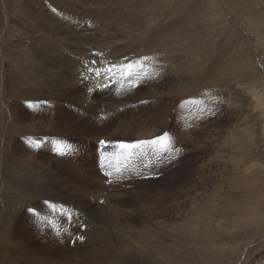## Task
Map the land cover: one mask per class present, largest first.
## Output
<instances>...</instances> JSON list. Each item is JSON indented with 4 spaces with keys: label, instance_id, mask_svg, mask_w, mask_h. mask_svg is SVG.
<instances>
[{
    "label": "rangeland",
    "instance_id": "obj_1",
    "mask_svg": "<svg viewBox=\"0 0 264 264\" xmlns=\"http://www.w3.org/2000/svg\"><path fill=\"white\" fill-rule=\"evenodd\" d=\"M132 221L137 264H264V0H0V264Z\"/></svg>",
    "mask_w": 264,
    "mask_h": 264
},
{
    "label": "bare ground",
    "instance_id": "obj_2",
    "mask_svg": "<svg viewBox=\"0 0 264 264\" xmlns=\"http://www.w3.org/2000/svg\"><path fill=\"white\" fill-rule=\"evenodd\" d=\"M138 3H139V2H138ZM134 20H136V19H134ZM137 22H138V21H137ZM133 23H134V22H133ZM133 23H132V24H133ZM130 24H131V23H130ZM130 26H131V25H130ZM5 51H7V49H6ZM8 51H9V50H8ZM79 57L81 58V56H79ZM76 58H77V57H76ZM78 59H79V58H78ZM100 59H103V58L101 57ZM110 59H111V58H110ZM103 60H104V59H103ZM80 70L82 71L83 68L80 69ZM70 72H71V71H70ZM45 104H46V103H45ZM49 106H50V105H49ZM4 151H5V150H4ZM18 171H19V170H18ZM21 171H22V170H21ZM34 172H35V171H34ZM89 211H90V210H89ZM75 213H76V212H75ZM81 213H82V212H81ZM85 213H86V212H85ZM90 213H91V212H90ZM108 213H109V212H108ZM77 214L81 216V214H79V213H77ZM41 215H42V213H41ZM46 215H49V214H46ZM52 215H53V214H51V216H52ZM57 215H58V214H57ZM62 215H63V214H62ZM62 215H61V217H62ZM64 215H65V214H64ZM70 215H71V214H70ZM88 215H89V214H88ZM101 215H102V214H101ZM131 215H132V214H131ZM33 216H34V215H33ZM37 216H38V215H37ZM43 216H44V215H43ZM51 216H50V217H51ZM71 216H72V215H71ZM104 216H105V215H104ZM115 216H116V213H115ZM129 216H130V213H129ZM25 217H26V216H25ZM48 217H49V216H48ZM48 217H46V218H48ZM50 217H49V218H50ZM65 217H66V216H65ZM78 217H79V216H78ZM83 217H84V215H83ZM85 217H86V216H85ZM85 217H84V218H85ZM87 217H88V216H87ZM91 217L94 218L95 216H91ZM98 217H99V216H98ZM98 217H97V218H98ZM100 217H101V216H100ZM102 217H103V216H102ZM105 217H107V216H105ZM16 218H17V217H16ZM18 218H20V216H19ZM22 218H23V217H22ZM32 218H33V217H32ZM37 218H38V217H37ZM39 218L41 219L42 217L39 216ZM54 218H55V217H54V215H53V219H52V218H50V219H52L53 221H55ZM62 218H63V217H62ZM93 218H91V219H93ZM111 218H112V217H110V218H108V219L110 220ZM114 218L116 219L117 217H114ZM27 219H29V218H27ZM59 219H60V218H59ZM86 219H87V218H85V221H87ZM101 219H102V218H101ZM103 219H104V218H103ZM130 219H131V218H130ZM42 220H43V222H44L45 219L42 218ZM60 220H62V219H60ZM93 220H94V219H93ZM93 220H92V221H93ZM104 220H105V219H104ZM104 220H103V221H104ZM106 220H107V219H106ZM112 220H113V219H112ZM131 220H132V219H131ZM45 221H47V219H46ZM71 221H72V220H71ZM80 221H81V220H79V222H80ZM82 221H84V219H82ZM92 221H91V222H92ZM94 221H95V220H94ZM107 221H108V220H107ZM18 222H19V221H18ZM18 222H17V223H18ZM20 222H21V221H20ZM47 222H48V221H47ZM47 222H46V223H47ZM50 222H51V220H50ZM57 222H58V221H57ZM57 222H56V223H57ZM116 222H117V221H116ZM116 222H115V223H116ZM118 222H120V221H118ZM118 222H117V223H118ZM134 222H135V221H132V223L130 222V224L128 223V224H129V227H128V228H129V230H128V236H130V238H131V240H132V246L130 247V249H128L127 252L122 253V252H119V250L113 252L112 250H110V252H109L110 254H109L108 251L106 252V251L102 250V251L106 252L107 254H109V255H102V254H101L102 256L100 255L101 257H103V258L105 259V261H106L108 264H109V263L112 264V262H113V264H137V263H138V257H139V256L137 257V255H136V253H135V250H134V246H135V245H134V241H135V238H134V237H135V234L137 233V231H136V233H135V227H136V224H135ZM25 223H26V222H25ZM44 223H45V222H44ZM58 223H60V222H58ZM65 223H66V221H65ZM73 223H74V222H73ZM88 223H90V222H88ZM93 223L95 224L96 222H93ZM103 223H104V222H103ZM105 223H106V222H105ZM108 223H110V222L108 221ZM112 223H113V221H112ZM144 223H145V222H144ZM14 224H15V223H14ZM21 224H22V223H21ZM51 224H52V223H51ZM78 224H79V223H76V227L74 226V228H73L74 231H76V229L79 228V227H77ZM81 224H82V223H81ZM85 224H86V223H85ZM125 224H126V223H125ZM26 225H28V224H26ZM45 225H47V224H45ZM55 225H56V224H55ZM86 225H87V224H86ZM91 225H92V224H91ZM91 225H90V226H91ZM99 225H100V223H99ZM105 225H106V224H105ZM107 225L109 226V224H107ZM122 225H123V224H122ZM65 226H66V225H65ZM69 226H71V225H69ZM83 226L85 227V225H83ZM95 226H96V224H95ZM102 226H103V225H102ZM125 226H127V225H125ZM20 227H21V226H20ZM28 227H29V225H28ZM46 227H47V226H46ZM87 227H88L87 232L85 231V232H86V233H85L86 236L90 233V231H89V226H87ZM93 227H94V225H93ZM98 227H99V226H98ZM98 227H97V228H98ZM109 227H110V226H109ZM0 228H1V227H0ZM23 228H24V227H23ZM50 228H51V227H50ZM80 228H81V227H80ZM100 228H101V227H100ZM105 228H106V227H105ZM107 228H108V227H107ZM121 228H122V226H121ZM21 229H22V228H21ZM60 229H61V228H60ZM64 229H66V228H64ZM81 229H82V228H81ZM81 229H80V230H81ZM91 229H92V228H91ZM91 229H90V230H91ZM95 229H96V228H95ZM123 229H124V228H123ZM125 229H126V228H125ZM125 229H124V230H125ZM162 229H163V228H162ZM17 230H18V227H17ZM58 230H59V229H58ZM62 230H63V229H62ZM68 230H70V229H68ZM96 230H97V229H96ZM101 230H102V229H101ZM103 230H105V229H103ZM103 230H102V232H104ZM107 230H108V229H107ZM111 230H112V228H111ZM111 230H110V231H111ZM119 230H120V229H119ZM60 231H61V230H60ZM92 231H94V228H93ZM110 231H108V232H110ZM117 231H118V230H117ZM14 232H15V231H14ZM14 232H13V233H14ZM18 232H19V231H18ZM58 232H59V231H58ZM58 232H57V233H58ZM63 232H64V231H63ZM68 232H69V231H68ZM71 232H72V231H71ZM71 232H70V233H71ZM77 232H78V230H77ZM80 232H81V231H80ZM98 232H99V231H98ZM113 232H114V231H113ZM113 232H110V235H112ZM148 232H149V231H148ZM53 233H54V232H53ZM74 233H75V232H74ZM94 233H95V231H94ZM161 233H162V232H161ZM19 234H20V233H19ZM26 234H27V233H26ZM26 234H25V235H26ZM80 234L82 235V232H81ZM92 234H93V232H92ZM159 234H160V233H159ZM4 235H5V234H4ZM10 235H11V234H10ZM65 235H66V234H65ZM65 235H64V237H65ZM68 235H69V233H68ZM77 235H78V234H77ZM81 235H80V236H81ZM83 235H84V234H83ZM83 235H82V236H83ZM97 235L99 236L100 233L97 234ZM104 235H106V234H104ZM122 235H124L123 232L118 231V232L116 233L117 238H121ZM125 235H126V234H125ZM136 235H137V234H136ZM161 235H162V234H161ZM161 235H160V236H161ZM58 236H59V234H58ZM71 236H72V235H70V237H71ZM93 236L97 237L96 235H93ZM102 236H103V235H101V237H102ZM113 236H114V234H113ZM164 236H166V235H164ZM0 237H1V236H0ZM17 237H18V236H17ZM21 237H22V236H21ZM59 237H60V236H59ZM59 237L56 236L57 239H58ZM74 237H75V236H74ZM126 237H127V236H126ZM136 237H137V236H136ZM140 237H141V236H140ZM167 237H168V236H167ZM60 238H61V237H60ZM71 238H72V237H71ZM83 238H84V236H83ZM91 238H94V237H91ZM99 238H100V237H99ZM103 238H105V237H103ZM106 238H107V237H106ZM109 238H110V236H109L107 239H109ZM117 238H116V239H117ZM156 238H160V237H156ZM156 238H155L153 241H155ZM57 239H56V240H57ZM62 239H63V237H62ZM62 239H61V240H62ZM65 239H66V237H65ZM80 239H82V238H80ZM96 239H97V238H96ZM101 239H102V238H101ZM164 239H165V237H164ZM21 240H22V239H21ZM63 240H64V239H63ZM99 240H100V239H99ZM103 240H104V243H105V242H106V241H105L106 239H102V241H103ZM112 240H113V239H112ZM112 240H111V241H112ZM121 240H122V238H121L119 241L121 242ZM158 240H161V239H158ZM58 241H60V240H58ZM85 241H86V240H85ZM119 241H118V242H119ZM122 241H123V240H122ZM2 242H3V241H2ZM62 242H63V241H62ZM100 242H101V240H100ZM100 242H99V243L97 242V243H98V246L100 245ZM108 242L110 243V240H109ZM123 242H124V241H123ZM123 242H121V243H123ZM126 242H127V241H126ZM126 242H125V243H126ZM137 242H138V241H137ZM65 243H66V242H65ZM94 243H96V242L94 241ZM104 243H103V244H104ZM159 243H160V246L163 245V246H165V247H169V243H168V242L166 243L165 241H163V239H162V241L159 242ZM0 244H1V241H0ZM26 244H27V243H26ZM101 244H102V242H101ZM112 244H113V243H112ZM118 244H119V243H118ZM135 244H136V243H135ZM19 245H20V244H19ZM19 245H18V246H19ZM21 245H22V244H21ZM105 245H106V244H105ZM107 245H108V244H107ZM127 245H128V244H127ZM127 245H126V247H127ZM88 246H89V245H88ZM102 246H103L102 249H104V245H102ZM93 247H95V246H93ZM96 247H97V244H96ZM106 247H108V246H106ZM106 247H105V248H106ZM111 247H112V246H111ZM113 247H114V246H113ZM120 247H121V246H120ZM122 247H123V246H122ZM128 247H129V246H128ZM1 248H2V247H1ZM9 248H10V247H9ZM51 248H52V247H51ZM58 248H59V247H58ZM97 248H101V245H100V247H97ZM118 248H119V246H118ZM4 249H5V248H4ZM66 249H67V248H66ZM107 249H108V248H107ZM107 249H105V250H107ZM110 249H111V248H110ZM120 249H121V248H120ZM33 250H34V249H32V251H33ZM121 250H123V249H121ZM121 250H120V251H121ZM4 251H5V250H4ZM22 251H23V250H22ZM79 251L82 252L81 250H79ZM186 251H187V250H186ZM43 252H44V251H43ZM192 252H193V251H192ZM19 253H20V252H19ZM75 253H76V251H75ZM82 253H83V252H82ZM185 253H186V252H185ZM86 254H87V253H86ZM88 254H89V253H88ZM186 254H187V253H186ZM186 254H185V255H186ZM42 255H43V254H42ZM77 255H78V257H80V254H77ZM190 255H191V254H190ZM196 255H198V254H196ZM18 256H20V255H18ZM22 256H23V255H22ZM38 256H41V255H38ZM89 256H90V255H89ZM89 256H88L87 258H89ZM91 256H92V255H91ZM91 256H90V257H91ZM94 256H95V255H94ZM186 256H187V255H186ZM3 257H4V256H3ZM8 257H9V256H8ZM16 257H17V256H16ZM81 257H82V256H81ZM92 257H93V256H92ZM191 257H193V256H191ZM191 257H190V258H191ZM197 257H198V256H197ZM26 258H27V257H26ZM93 258H94V257H93ZM93 258H92V259H93ZM96 258H97V257H96ZM96 258H95V259H96ZM99 258H100V257H99ZM193 258H194V257H193ZM195 258H196V257H195ZM199 258H200V257H199ZM199 258H197V259H199ZM63 259H64V258H63ZM74 259H76V261H75L74 264H80V263H82L81 258H80L81 262H80V260H77L78 258H74ZM142 259H143V258H142ZM200 259H201V258H200ZM205 259H206V258H205ZM143 260H144V259H143ZM147 260H148V259H147ZM65 261H66V260H65ZM87 261H88V260H87ZM89 261H90V260H89ZM144 261H145V260H144ZM144 261H143V262H144ZM199 261H200V260H199ZM70 262H71V261H70ZM149 262H150V261H149ZM7 263H8V262H7ZM28 263H29V262H28ZM50 263H51V262H50ZM56 263H57V262H56ZM58 263H59V262H58ZM58 263H57V264H58ZM72 263H73V262H72ZM72 263H70V264H72ZM83 263H84V262H83ZM98 263H100V261H98L97 264H98ZM51 264H52V263H51ZM89 264H90V263H89ZM94 264H95V263H94Z\"/></svg>",
    "mask_w": 264,
    "mask_h": 264
},
{
    "label": "crops",
    "instance_id": "obj_3",
    "mask_svg": "<svg viewBox=\"0 0 264 264\" xmlns=\"http://www.w3.org/2000/svg\"><path fill=\"white\" fill-rule=\"evenodd\" d=\"M251 140V138H247L246 142L245 143H249V141ZM243 144V143H241ZM264 254V253H263Z\"/></svg>",
    "mask_w": 264,
    "mask_h": 264
},
{
    "label": "snow or ice",
    "instance_id": "obj_4",
    "mask_svg": "<svg viewBox=\"0 0 264 264\" xmlns=\"http://www.w3.org/2000/svg\"><path fill=\"white\" fill-rule=\"evenodd\" d=\"M101 143H104L103 141ZM124 147H129L128 145H124ZM58 151H62V150H58Z\"/></svg>",
    "mask_w": 264,
    "mask_h": 264
}]
</instances>
